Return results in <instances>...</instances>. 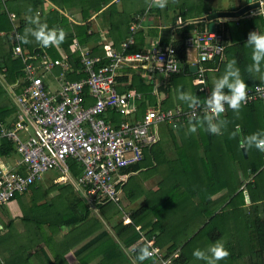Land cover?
I'll return each instance as SVG.
<instances>
[{"label": "trees", "instance_id": "trees-1", "mask_svg": "<svg viewBox=\"0 0 264 264\" xmlns=\"http://www.w3.org/2000/svg\"><path fill=\"white\" fill-rule=\"evenodd\" d=\"M5 1L8 2V0ZM54 1L58 2V0ZM30 3L31 13L29 15L33 16V13L35 15L37 12L38 6L43 4V0H33ZM106 4L110 14L109 35L112 38H116L115 35L119 36L117 41L119 44L120 40L129 37L130 23L133 20L137 21V19L135 14L130 15L131 13L128 14L125 10H120L117 1L85 0V3L79 4L81 5L82 18L88 20L92 14L101 11ZM77 7L76 2L62 5L65 10H73ZM186 7L187 11L182 15L184 18H191L198 9L195 4H187ZM153 10H155L154 7L151 8V12ZM142 11L144 12V9ZM199 11H202L200 7ZM47 15L48 22H46V25L48 29L63 31V40L60 44L70 55L72 54L71 61L75 68L79 67L77 55L71 51V45L77 38L83 45H87V43L98 37V33L89 30L86 23L83 25L71 23L67 16L59 10L54 9ZM7 16L6 11L0 12V73L3 75L6 84L14 85L23 75L25 62L20 56H13L15 40L12 33L13 27L10 28ZM29 25V22L23 19L21 27H18L17 31H21L24 27H31ZM72 27L75 29L74 31ZM177 32L179 34L178 37L176 36L174 44L178 58L182 62V71L179 74L170 76V82L166 84L167 86L161 85L159 87V90H164L167 94V98L163 100L166 108L175 107L174 89L172 87L174 78L179 81L181 77L189 78L190 84L187 85L190 86L191 91L183 82L179 85V89L198 96L201 103L204 102V98L210 94L212 89V84L208 82L206 84L208 94H206L200 90L202 84L199 85L195 82L197 73L191 70L189 63H186L187 48L184 40L187 33L182 28L178 29ZM218 33L222 35L220 32ZM19 35L22 36V33H19ZM170 37L171 35L164 41L169 42ZM19 42L24 50L31 55L45 53L44 48L46 47L40 44L30 45L26 42L23 44L20 39ZM221 43L224 44L222 37ZM224 46V51H227L225 44ZM140 48L139 46H130L125 52L132 53L140 50ZM48 52L53 57L60 56L54 46ZM100 52H102V46L95 47L92 51L93 54H101ZM21 61L23 65H21ZM219 62L216 58L205 63V67L213 68ZM70 77L73 79L78 78L75 74H70ZM127 77H129L128 85L121 87L120 90L130 89L143 93L144 99L138 102V117H140L147 109L148 104L152 105L156 100L155 96L151 94L154 82H146L136 72H133L131 76L127 75ZM127 77L123 78L127 79ZM256 83L264 82H253L246 86L250 88ZM0 91V93L4 92L1 84ZM180 104L183 109H190L181 100ZM9 106H0V121L5 122L7 115L13 111ZM203 116L199 117L202 118ZM114 117L116 122H119V116L114 115ZM219 119L226 122L220 134H211L199 127L197 131L189 132V120L178 121L176 127H173L172 124H166V130L172 136V148H165L161 144L160 137L156 152L152 146L146 151L145 158L141 162L129 166L128 170H125L134 173L146 169L148 166L145 161L147 154L150 153L155 157V162H151V166L154 167L152 175L158 173L160 176L159 182L153 188L145 185H141L142 188L139 189L136 186L126 188L130 177H132L131 175L121 183L123 193L118 202L119 204L122 200L130 204L137 201V199H142V203L137 208L132 209L130 213L132 223L124 224L122 219L120 224L114 227L112 233L109 232L108 228H103L76 252L95 247L100 242L105 245L106 252L108 250L106 256L109 254L111 256V258L107 257L106 262H102V264H119L122 260H125L127 264H133L128 256H125L126 253L124 254L123 249L136 242L139 243L137 249L147 245L144 241H140L141 234L136 229V226H140L147 238L154 235L160 248L165 249L161 250V258L150 256L143 261H139V264H161L162 260H167V264H191L194 248L202 249L210 241L220 240L226 235H229L230 238L228 243L230 241L232 244L229 243L228 255L221 260L222 263L230 260L232 264H264V152L254 147L247 148L244 151L239 143L243 136L264 130V99L249 103L242 102L238 112L227 108L224 113L220 114ZM15 157L17 158L18 154L14 144L0 136V158L16 161ZM71 166L73 176L78 177L82 173L81 166L74 161L71 162ZM35 185L36 182L23 191L16 190L9 200L0 204V218L3 220V223L0 222V239L1 231L12 227L14 216L28 219V221L23 220L26 223V230L32 227L39 230V225L43 227L47 225L51 228L55 224L58 226H71L84 222L90 217L92 213L91 206L95 204L102 210L107 206L115 205L112 201L94 200L91 205H87L86 209H81L80 201L85 199L87 202L89 199L77 186L79 192L73 184H67L61 186V192L67 198L70 207L62 212L38 214L40 209H46L52 204L51 200H46L45 203L42 202L38 206L37 215L33 214L26 217L27 215L22 214L19 209L14 210L12 204L10 208L15 212H10L6 204L15 201L19 195L28 192ZM66 186H68L67 190L65 189ZM224 189L226 191L223 194L214 198L217 193ZM74 191L76 192L72 194ZM44 196H47V194ZM46 204L47 206H42ZM73 209H76V213L71 214ZM98 222L99 220L96 218L94 223ZM93 227L94 224H88L89 230ZM44 234L41 235L39 241H45L49 237V235ZM233 243L235 244L234 248ZM16 253L13 252L8 255L12 257ZM43 253H46V251H43ZM174 253L176 254L174 255ZM1 260L0 264H15L12 259ZM222 263L219 261V264Z\"/></svg>", "mask_w": 264, "mask_h": 264}, {"label": "built area", "instance_id": "built-area-1", "mask_svg": "<svg viewBox=\"0 0 264 264\" xmlns=\"http://www.w3.org/2000/svg\"><path fill=\"white\" fill-rule=\"evenodd\" d=\"M136 28V24L130 26V30ZM12 33L13 56H20L25 68L24 76L8 86L15 106L13 120L0 121V136L11 141L18 154L11 165L0 164V204L50 170H57L61 181L72 179L90 202L118 203L120 183L128 175L125 170L141 162L145 152L159 141L161 124L176 127L178 121L189 120L193 111L198 117L211 115L204 103L195 110L183 109L181 105L166 108L159 97L161 78L182 71L175 36H171L168 43L158 42L148 50L126 53L129 39L123 43L122 50L106 46L103 54H93L89 46L75 39L71 51L80 64L75 68L68 51L63 50L60 57H52L47 46L44 54L31 55L19 42L16 26ZM184 44L187 50L197 52L195 82L202 84L200 90L208 94L205 63L216 58L220 61L223 57L225 46L221 35L216 30L209 31L207 26L201 32L187 33ZM133 63L143 64L147 82H154L151 94L156 98L155 103L140 117L138 102L144 99L143 93L122 91L117 80L121 70ZM70 74L78 78L73 79ZM48 79H53L56 87H51ZM262 99L264 83H256L246 89L243 103ZM227 108L226 105L225 111ZM114 115L119 116V122ZM72 161L82 168L78 177L73 176ZM124 215V224L132 223L131 214ZM136 229L141 234L140 241L155 250L150 256L161 258L155 236L147 238L140 226ZM138 244L131 249L134 255ZM161 264H167V260H162Z\"/></svg>", "mask_w": 264, "mask_h": 264}, {"label": "crops", "instance_id": "crops-1", "mask_svg": "<svg viewBox=\"0 0 264 264\" xmlns=\"http://www.w3.org/2000/svg\"><path fill=\"white\" fill-rule=\"evenodd\" d=\"M114 1L118 2V8L120 10H125L128 14L131 13L130 15L135 14V17L137 19V21L133 20L130 23V26L136 24L137 28L135 30L133 29L130 30L129 27V37L120 40L119 44L117 42L119 36L115 35L116 38L114 37L112 38L109 35L110 14L107 8L108 7L107 4L102 8L101 11L92 14L90 18H88V20H83L82 10L80 11L81 5L79 4L85 3V0H60V2L59 0L58 2L54 0H43V4L42 5L40 4L41 6L40 5L38 6L37 12L35 13V15H33V17L36 20H38L39 23L46 24V22H48L47 14L53 11L54 9H56L61 11L64 15H66L71 23H75V24L78 23L80 25L86 23L87 27H89V30L98 33V37L93 41L87 43V46H89L92 50L95 47L102 46V52H100L102 54L104 53L106 46L107 47L109 46L115 50H122L123 43L129 39H130L129 47L130 46L141 47L140 50H136V51L148 50L153 46H155L156 44H158V42L162 44L168 43L167 41H164V39L166 38L168 39L170 35L175 36V38H177L179 34L177 31L180 28L186 31V33H188L190 30H193L194 28L203 29V30L207 29L206 26L207 20L204 19V16L208 15L210 12H214L217 10H238L239 8L243 7L248 3V0H168V3L165 8L160 9L154 7L155 10L151 12L152 7L149 6L148 0H114ZM259 1L261 2L262 5H264V0H259ZM30 2H33V0H13V1L8 0V2L5 1L4 3L0 1V12L1 11L5 12L7 10H10L9 12H7L8 15L7 20L9 22L10 28L12 27L14 28V26H16L18 29V27H21V23L23 19H26L25 13L27 12L28 9H31ZM73 2H76V4L78 5L77 8H74L73 10L70 9L65 10L62 8V5H66L67 3H73ZM138 3L139 6H137ZM187 4L188 5L195 4L198 6V9H196L195 11V15L192 16L191 18L190 17L184 18L182 16L183 13L187 11V7H186ZM199 7L202 11H199ZM262 8H264V6ZM142 9H144V12L142 11ZM257 10L258 8L252 11H248L247 13H245L240 17H229V18L216 20V31L222 34L221 37L224 41V44L226 45V49L228 50L224 51L223 54L224 59L223 60L221 59L220 62L217 64V66L213 68L209 66L206 67L207 68L205 71L206 84H208V82L212 84L213 79L222 75L227 59L233 57H235L237 60V67H239L241 78L245 80L246 85L251 84L253 82L261 81L259 78L260 77L259 72L247 71L248 66L252 64V61L250 58V49L244 46L245 41L247 39V35L250 31L257 30L264 32V15H258ZM199 12L200 14H198ZM9 13L12 14L13 16L10 17ZM197 21L199 22L197 23L198 25H195L193 27L192 26L193 23H196ZM29 26L35 27V25H31V24ZM74 30L75 29L73 28V31ZM78 41L81 43L80 40ZM49 46L50 48L54 46L55 50L57 51V53H59L60 56L63 50L67 51L64 47H62L60 43ZM186 51H187L186 63H189L190 67L192 65H196L195 63L197 62V57H196L197 52L193 49H188ZM144 70H145L144 66L141 63L140 64L133 63L132 65L126 66L124 69L121 70L120 76L117 78L118 82L120 83V88L128 85L129 77H127V75L131 76L133 72H136L139 75H141L143 79L147 82L146 79L147 77L145 78L144 76ZM261 72H264V63H262L261 65ZM123 77H127V79ZM161 79H162L161 85L167 86L166 84L170 82L169 77L161 78ZM181 82L185 83V85L190 84V83H186L185 77H181L180 81L177 78H174L172 87L174 89L173 91H175V93L173 92V100L175 107L177 105H181L180 99L178 98L177 95V89H179V85H181ZM0 84L3 86V91H4L0 93V106L10 105L9 107L13 109V111L10 114H8L6 117V121L10 122L13 120L15 114V106L9 95V91H8L9 85L5 83L4 77L1 73H0ZM225 91H227V89H225ZM166 96L167 94L164 90H159V97L162 98V102L164 99L167 98ZM152 105L148 104L147 107ZM161 125L166 126V124H161ZM164 129L166 130V127H164ZM170 135L171 134H169L168 130H166V132L162 134L160 128V137H161L160 141L165 148L171 147V145H173L171 139L172 136ZM155 145L158 144L155 143L153 146ZM149 155H151L152 161L155 162L154 159L155 157H153V155L150 153ZM14 161H12L11 159L6 160L4 158H0V162L5 165H10L14 163ZM128 168L126 169V171L128 170ZM127 174L128 177L132 175V173L129 172H127ZM44 175L36 181V185L32 188L30 192L32 197L31 199H34L37 196H41V195L44 196L47 194V197L49 198V200L52 201V204H50V206H48V208L46 209L45 208L40 209L38 211V214L43 212H49V213L62 212L64 209L70 207V203L68 202L64 194L61 192V186H65L67 184H73L76 187L73 180L70 179L69 181H65V182L61 181V179L58 178L59 173L55 175L49 174L48 175L49 177H44ZM127 176L126 179H124L125 181L128 179ZM159 179H160L159 175L157 177H155V175L146 177L144 179V183L146 186H148L147 184H149L152 187H154L156 186L154 184L155 181L158 182ZM122 182L123 181H121V183ZM121 183H120V189L122 191L121 192L122 194L123 190ZM67 188L68 186H66L65 189L67 190ZM76 189L77 192L80 191L77 187ZM225 191L226 189L220 191L214 196V198L223 194ZM75 192L76 191H74L72 194H74ZM41 202H44V200H41ZM141 203H142V199L141 200L139 199L137 203L134 205L135 208H137V206ZM87 204L91 205L92 202H89L87 200ZM114 204L118 207L119 211L121 212V215L118 218H115V216L112 217L111 216L112 214L108 212L109 210L103 209V211H107V214L110 215L109 216L110 219L107 220L103 226L105 228H108L110 233L114 231V227L115 226L117 227L118 224H120L123 217L125 216L122 212L123 210L125 211V213H131L132 209H135L132 208L130 210H125V208L121 205V203L119 204L114 202ZM115 205H113V207ZM127 205L129 206L130 204ZM45 206H47V204ZM12 207H15V204H12ZM76 209H73L72 213L73 212L76 213ZM91 209H93L92 212L94 210H97L98 205L95 204L91 206ZM91 214L86 221L80 222L79 224L76 225L58 226L55 224L51 228L45 225L44 235H49V237L45 241H37V243L31 246L30 250L34 251V252L31 251L32 254L26 255L24 254L23 251L17 252L15 255H12V257L6 254L3 255V260L12 259L15 264H30L29 261L32 260L33 258H36L38 260L37 264H102V262H106L105 261L106 258L107 257L111 258V256L110 254L106 256L108 250L106 252L105 245L103 243L99 242L95 247H91L90 249L87 248L85 251L76 252L80 247L86 244L95 234L99 233L103 229L102 225H100L99 222L96 224L94 223V220L96 218L93 217ZM89 223L94 224V227L91 230L88 229ZM136 243L132 244L128 248L123 249L124 254L126 253L125 256L126 257L128 256L130 262H132L133 264L140 263L135 258L136 253L135 255L131 253V249L133 248V245H135ZM129 249H130V253H129ZM164 249L165 248L161 250ZM43 251H46V253H43ZM175 254L176 253H174V255ZM109 264H113V263H109ZM119 264H127V263L125 262V260H122V263L120 262Z\"/></svg>", "mask_w": 264, "mask_h": 264}, {"label": "clouds", "instance_id": "clouds-1", "mask_svg": "<svg viewBox=\"0 0 264 264\" xmlns=\"http://www.w3.org/2000/svg\"><path fill=\"white\" fill-rule=\"evenodd\" d=\"M256 2L257 0H248L249 4ZM167 3L168 0H148L150 7H157L160 9L165 8ZM29 13H31V9L27 10L25 18L29 24L35 25V27L26 28L25 35H18V39L27 42V36L30 34L44 47L58 44L63 40L62 30L48 29L46 24L39 23V21L32 15H29ZM257 14L264 15V8L259 7ZM244 46L250 49V58L252 61L247 71L259 72V78L264 82V72H261V65L264 63V32L257 30L250 31ZM221 59L223 60L224 57H221ZM246 88L245 80L241 78L240 69L237 67L236 58L227 59L223 74L213 79L211 92L204 98V107L211 115H204L201 118L193 111L188 121V131L195 132L199 127L208 133L220 134L221 129L226 125L223 119H219L220 114L225 111L226 105L233 111L238 112L242 102L245 100ZM225 89H227V91H225ZM177 95L190 109L195 110L201 104L200 98L189 91L177 89ZM239 143L244 150L254 147L264 152V130L243 136ZM153 251L155 250H150L148 245L141 246L137 249L135 258L138 261H143L149 257ZM192 255L197 260L205 261L206 264H219V261L228 255V251L223 241L216 240L214 243L209 244L206 250H201L199 248L194 249Z\"/></svg>", "mask_w": 264, "mask_h": 264}, {"label": "rangeland", "instance_id": "rangeland-1", "mask_svg": "<svg viewBox=\"0 0 264 264\" xmlns=\"http://www.w3.org/2000/svg\"><path fill=\"white\" fill-rule=\"evenodd\" d=\"M138 5H139V3H138ZM9 11L10 10H7L6 12H9ZM33 15H34V13H33ZM197 23H199V22L197 21L196 23H193L192 26L194 27L195 25H198ZM196 27H198V26H196ZM25 29H26V27H24L21 31L19 30V33H22V36L25 35ZM201 31H203V29H198V28L195 29L194 28L193 30H190L188 33L192 34V33L201 32ZM22 43L24 44L25 42L22 41ZM26 43H29L30 45L39 44V42L36 41V39L33 36H31L30 34L27 36V42ZM196 57H197V55H196ZM22 61H21V65H23ZM16 63H17V61H16ZM24 68H25V65H24ZM22 76H24V72H23ZM47 81H48V83H51V87H56V84L54 83L53 79H52V81L50 79H48ZM185 81H186V83H190L187 78H185ZM186 86L190 90V86L189 85H186ZM174 93H175V91H174ZM164 127H166V126L160 125L162 134H164L166 132ZM157 148H158V145L153 146V149H155V151L157 150ZM17 158L15 157V159H17ZM151 162H152L151 155L147 154V159L145 161V164H147L148 167L146 169L144 168L140 171L132 173V175H131L132 177H130L126 188L131 187V186H136V188L139 189V188H142L141 185H143V186L145 185L144 179L146 177L153 176L152 172L154 171V167L151 166ZM0 164H3V163H0ZM49 174L55 175V174H58V172H57V170H50V171L45 173L44 177H49L48 176ZM157 176H158V173L155 174V177H157ZM158 182H159V180H158ZM158 182L155 181L154 184L156 185ZM147 185L148 186H146V185L145 186L149 187V188H153L151 185H149V184H147ZM31 190H32V187L30 188V190L28 192L19 195L18 198L15 199V201L8 202L6 204L8 210L10 212H15L14 210L19 209L22 212V214L27 215L26 217H29L33 214L37 215V211L39 210L38 206L42 203L41 200H44V203H45L46 200L49 201V198L47 196L41 195V196L35 197L34 199H31L32 198L31 193H30ZM137 201H138V199H137ZM137 201L130 203V205L128 206L127 202L125 200H122L121 205L125 208V210H130L132 208H135L134 205L137 203ZM11 204H15L14 210H12L10 208ZM87 205L88 204H87L85 199L80 201V207L82 206L81 209L82 208L86 209ZM42 206L44 207L45 205H42ZM117 208L118 207L116 205L114 207L113 206L105 207V209L109 210L108 212L110 214H112L111 216L112 217L115 216V218H118L121 215V212ZM122 212H123V214H125V211H122ZM73 213H71V214H73ZM91 215L95 218H98L100 225H102V227L104 226L105 222L110 219V217H109L110 215L107 214V211H103L99 207L97 210H94ZM13 218H15V219H14L13 224L11 225L12 227L5 228V229H3V231H1V239H0V253H1L0 261L1 262H2L1 259H3V255H6V254L8 255V254H11L13 252L23 251L24 254H26V255L32 254L33 250H30V247L33 246L35 243H37V241H39L41 239V235H43L45 232V227H43L42 225H39V227H38L40 231L33 228V227L31 229L26 230V226H25L26 223H24V221H28V219H22V218H20V216L19 217L14 216ZM0 222L3 223L2 218H0ZM103 228H105V227H103ZM56 229H57V227H56ZM229 239H230L229 235L223 236L220 239L225 244L226 249H230L229 245L232 244L230 241H229L230 244L228 243ZM215 241L216 240L210 241L201 250H206L208 245L211 243H214ZM234 246H235V244L233 243V248H234ZM235 254H236V252H235ZM37 261L38 260L36 258H33L32 260L29 261V263L30 264H37ZM121 263H122V261H121ZM220 263H222V262L220 261ZM191 264H206V262L203 260H197L195 257H192ZM222 264H232V261L229 260V261L223 262Z\"/></svg>", "mask_w": 264, "mask_h": 264}, {"label": "water", "instance_id": "water-1", "mask_svg": "<svg viewBox=\"0 0 264 264\" xmlns=\"http://www.w3.org/2000/svg\"><path fill=\"white\" fill-rule=\"evenodd\" d=\"M263 6L264 5H262L261 2L257 0L256 3H253V4L247 3L246 5L239 8L238 10H217L214 12H210L208 15L204 16V19H206L208 22V25H207L208 30L213 32L216 30V20L217 19H223V18H229V17H240L244 15L245 13H247L248 11H252L259 7L262 8ZM191 70L196 71L197 65H192Z\"/></svg>", "mask_w": 264, "mask_h": 264}]
</instances>
